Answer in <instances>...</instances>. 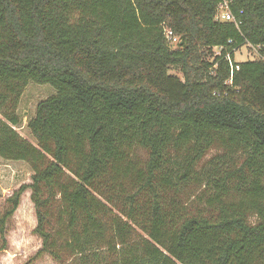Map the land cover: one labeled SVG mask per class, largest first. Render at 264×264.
Listing matches in <instances>:
<instances>
[{"label": "trees", "instance_id": "1", "mask_svg": "<svg viewBox=\"0 0 264 264\" xmlns=\"http://www.w3.org/2000/svg\"><path fill=\"white\" fill-rule=\"evenodd\" d=\"M217 2L0 0V157L32 171L0 236L30 189L57 264H264V59L224 57L264 55V0L229 1L238 28ZM29 80L55 89L35 144L15 129Z\"/></svg>", "mask_w": 264, "mask_h": 264}, {"label": "rangeland", "instance_id": "2", "mask_svg": "<svg viewBox=\"0 0 264 264\" xmlns=\"http://www.w3.org/2000/svg\"><path fill=\"white\" fill-rule=\"evenodd\" d=\"M249 57L251 56L247 45H243L235 53L234 60L241 61ZM168 72L181 77L180 72L175 68H170ZM54 92V87L48 83H37L29 80L19 99L17 113L21 122L15 129L34 144L35 140L27 128V121L34 115L37 102ZM216 152L217 150L214 148L209 150L203 159H207ZM31 172L29 165L24 161H7L0 157V214L8 205L6 197L22 183L31 181ZM29 195L30 189L22 192L17 208L6 221L3 234L6 240V248L0 249V264H57L47 254L35 256L36 250L40 246V238L33 233L36 219ZM249 220L253 221L254 217L250 216ZM3 237L0 236V244Z\"/></svg>", "mask_w": 264, "mask_h": 264}, {"label": "built area", "instance_id": "3", "mask_svg": "<svg viewBox=\"0 0 264 264\" xmlns=\"http://www.w3.org/2000/svg\"><path fill=\"white\" fill-rule=\"evenodd\" d=\"M229 1L230 0H218L216 7H215L214 18H215V20L231 22V23H233V25L235 27L238 28L239 25L241 24L242 20L240 17H237L231 11V9L229 7ZM239 12H241V10ZM163 32H164V35L167 38V40H169L170 42L175 43L178 40L177 35H175L170 28L164 27ZM228 42H230V40H228ZM247 47L250 48L258 58L264 59V55L260 54L258 51V48H259L258 45L255 46V45L248 44ZM224 48H225V46L223 44H221V45L214 46L213 50H214V53H220V51ZM239 49H240V47L239 48H232L234 55ZM224 57H226V59L229 62L230 72L232 71V69H238V64L232 62V60H234V57H232V59H231L229 51H225Z\"/></svg>", "mask_w": 264, "mask_h": 264}, {"label": "crops", "instance_id": "4", "mask_svg": "<svg viewBox=\"0 0 264 264\" xmlns=\"http://www.w3.org/2000/svg\"><path fill=\"white\" fill-rule=\"evenodd\" d=\"M7 161H13V160H7ZM14 161H16V160H14Z\"/></svg>", "mask_w": 264, "mask_h": 264}]
</instances>
